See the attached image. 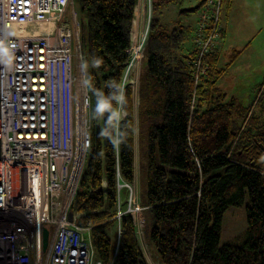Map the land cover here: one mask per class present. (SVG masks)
I'll return each mask as SVG.
<instances>
[{
	"label": "trees",
	"instance_id": "1",
	"mask_svg": "<svg viewBox=\"0 0 264 264\" xmlns=\"http://www.w3.org/2000/svg\"><path fill=\"white\" fill-rule=\"evenodd\" d=\"M183 1L152 0L151 5L138 106L145 158L140 194L143 228L160 264H264V124L257 126L252 116L242 127L238 117L246 119L249 109L234 97L224 102L226 96L217 86L223 72L217 48L206 56V71L195 81L191 61L196 48L193 41L191 50L185 51L187 27L168 29L159 18L164 6ZM203 1L180 13L195 11ZM73 2L81 20L93 114V89L108 95V84L120 79L137 0ZM223 5L224 0L221 9ZM96 59L102 61L99 68L92 66ZM131 101L128 91V112L120 127L124 136L118 144L119 169L127 181L134 177ZM204 105L208 107L202 109ZM99 119L93 118L95 127ZM116 166L115 144L96 137L73 205L85 211L81 224L92 226L96 256L103 261L109 257L111 242L100 223L116 209ZM232 206H244L247 227L236 239L222 242L224 214ZM114 264H148L129 216L122 220Z\"/></svg>",
	"mask_w": 264,
	"mask_h": 264
},
{
	"label": "built area",
	"instance_id": "2",
	"mask_svg": "<svg viewBox=\"0 0 264 264\" xmlns=\"http://www.w3.org/2000/svg\"><path fill=\"white\" fill-rule=\"evenodd\" d=\"M142 2L137 0L128 58L118 81L134 102L151 16L150 10L143 31L135 29ZM221 4L204 0L200 6L191 61L196 82L206 71V56L218 46ZM80 33L73 0H0V43L12 55L10 67L0 63V221L5 222L0 225V254L8 264H114L122 218L131 217L138 230L142 225L136 190L118 180V192L129 190L128 202L102 222L113 246L103 261L96 256L92 227L81 224L85 211L73 208L89 152L96 137L102 139L104 127V118L97 127L93 123ZM115 148L118 158V144ZM44 226L49 229L46 249Z\"/></svg>",
	"mask_w": 264,
	"mask_h": 264
},
{
	"label": "rangeland",
	"instance_id": "3",
	"mask_svg": "<svg viewBox=\"0 0 264 264\" xmlns=\"http://www.w3.org/2000/svg\"><path fill=\"white\" fill-rule=\"evenodd\" d=\"M201 0H184L180 5L178 4H169L166 5L163 9V22H167V20H171L172 12H174V17L172 18V23L186 25L188 23H193V27L190 30L189 38H193L195 34V27L200 17V8L195 11H187L184 13H180L182 9H192L198 6ZM227 0H224V5L221 9V16H223L225 9V3ZM258 3H261L259 7H250L247 10L242 11L238 8L237 15L239 19L235 20L233 26V41L239 42V39L243 37L247 28L242 24L246 22L250 15H253L256 19V25H259L260 32L255 37L252 42V49L244 48V50H239L237 47H232L223 51V69L227 66L229 69L224 70V74L219 78L217 82V86L221 92L225 94V101L229 98L234 97L237 98L238 103L242 104L244 107H247L248 115L247 118L243 120V118L238 117V123L242 127L245 125L247 119L249 117H254L257 119V126H261L264 124V0H258ZM75 8L78 11V6L75 5ZM240 10V11H239ZM169 11V12H168ZM258 13V16L255 14ZM241 17V21H240ZM149 15L144 16L141 30H144V26L146 25L147 19ZM241 22V23H240ZM253 23V22H252ZM139 20L134 23L135 28L138 27ZM166 27H170V22H167ZM234 34V35H233ZM247 49V50H245ZM244 51V52H243ZM243 53L238 60H236L237 56ZM236 61H235V60ZM234 62L232 63V61ZM232 63V64H231ZM145 61L144 56H142L138 62V83H137V100L134 102L131 101V113L133 117V125L132 128L135 127L134 134V143H135V152H134V177L136 178V192H138L139 196L143 190V174L141 173V166L145 163V158L142 156L141 146L143 142L140 140L139 136V119H138V106L140 103V76L144 71ZM207 105L202 107L206 108ZM126 112L127 109H126ZM262 147L264 149V142H262ZM126 190H121V196L125 197ZM144 211V209H143ZM142 213L143 223L142 228L138 233V240L142 251L147 259L148 264H160L159 257L157 252L150 242L148 237L144 231V212ZM4 220L0 221V225H4ZM247 227L246 219H245V208L242 207H230L224 214L223 224H222V232H221V241L227 242L233 239H236L240 236V234Z\"/></svg>",
	"mask_w": 264,
	"mask_h": 264
},
{
	"label": "crops",
	"instance_id": "4",
	"mask_svg": "<svg viewBox=\"0 0 264 264\" xmlns=\"http://www.w3.org/2000/svg\"><path fill=\"white\" fill-rule=\"evenodd\" d=\"M148 4H149V0H143V2L139 6V10L137 11L138 16L136 19V21L139 20V24H138V27L135 28L137 30L142 27V23H143L142 17L144 18V16L148 15L149 11L151 10V8ZM260 4L261 3H258V0H230V3L228 4V6H226L224 8L225 11H223L224 12L223 16H221V14H220V24H221V28L223 31V37L220 38V40L218 42V46H217V51L219 52L218 67L221 70H223L220 77L224 74V70H227L230 67V66L229 67L227 66L226 68L224 67V69H223V62H224L223 57H222L223 51H226V49L232 48V47H237V48H239V50H242V49L244 50V48H247L249 50L252 49V45H253L252 42L260 32L259 25H256L255 17L253 15H250L249 18L246 20V22H244L242 24V29L244 28L243 25H245V27L247 28L246 34L239 39V42L233 41L232 33L234 32L233 31L234 22L236 19L237 20L239 19V16L235 17V15H237L238 8H240L242 11H244L250 7H259ZM150 14H151V11H150ZM172 15H173L172 16V18H173L174 12H172ZM255 16H258V13H256ZM159 18L165 26L167 25V22H170V27H168V29H172L173 27L178 25L176 23H172V21H173L172 18H171V20H167V22H163L162 21V18H163L162 10L159 14ZM194 21L192 23H188L186 25L181 24L184 28L187 27V29H186L187 32L185 34V45H184L185 51H190L191 47L193 45V39L191 38V40H190L189 33L193 27ZM240 21H241V17H240ZM247 49H245V50H247ZM242 54L243 53H241L239 56H237L236 60H238V58ZM234 60L232 61V63L234 62Z\"/></svg>",
	"mask_w": 264,
	"mask_h": 264
},
{
	"label": "clouds",
	"instance_id": "5",
	"mask_svg": "<svg viewBox=\"0 0 264 264\" xmlns=\"http://www.w3.org/2000/svg\"><path fill=\"white\" fill-rule=\"evenodd\" d=\"M0 63L8 67L12 63L11 53L2 43H0ZM101 63V60L96 59L92 62V66L99 68ZM108 87L110 89L108 95H105L102 90L93 89V94L96 97L93 118H103L107 114L100 135L108 138L114 144H119L124 136L120 131V125L122 118L127 114L125 111L126 97L118 83L110 82ZM113 102H115V106Z\"/></svg>",
	"mask_w": 264,
	"mask_h": 264
},
{
	"label": "bare ground",
	"instance_id": "6",
	"mask_svg": "<svg viewBox=\"0 0 264 264\" xmlns=\"http://www.w3.org/2000/svg\"><path fill=\"white\" fill-rule=\"evenodd\" d=\"M145 2V1H144ZM149 5V4H148ZM137 19V18H136ZM137 30V29H136ZM118 153H119V149H118ZM115 154H116V148H115ZM116 161H117V166H116V191H117V195H116V209H115V211H114V213L110 216V217H108V218H106L105 220H107V219H109V218H111L115 213H116V211H117V206H123V205H126L127 204V202H128V196H129V190H127L126 191V195H125V197H122L121 196V190L118 192V190H117V181L118 180H120V181H123V182H126V183H128V184H131V186H132V188L133 189H135L136 190V178H133L132 180H130V181H127V180H125L123 177H122V175H121V172H120V169H119V164H118V158L116 157ZM104 184H105V179L104 178H102V186H104ZM123 190V189H122ZM118 195H119V197H120V199H121V201H119L118 203H117V197H118ZM136 195H137V199L135 200V205L136 206H138V208H139V210L137 211V217H138V220H140L139 221V223H143V218H142V211H143V209H144V207L142 206V204H141V202H140V196H139V194H138V192H136ZM137 208V207H136ZM131 218V217H130ZM104 220V221H105ZM122 220H123V218H122ZM132 220V219H131ZM133 221V220H132ZM122 223V222H121ZM133 223H134V221H133ZM101 225H103L102 224V222L100 223ZM137 223L135 224L134 223V226H135V229H136V234L138 235V233H139V230L142 228V225H141V227L139 228V230L137 229ZM92 227V226H91ZM92 229V228H91ZM103 231L105 232V234H106V230H105V226L103 225ZM107 235V234H106ZM0 236H4V233L3 232H0ZM108 236V235H107ZM109 237V236H108ZM110 238V237H109ZM121 239V238H120ZM110 242H111V240H110ZM119 244H120V242H119ZM118 248H119V246H118ZM112 249H113V246H112V242H111V249H110V252H109V255H110V253H111V251H112ZM117 251H118V249H117ZM116 255H117V253H116ZM6 255L5 254H0V264H8L7 262H6V257H5ZM109 258V257H108ZM108 260V259H107ZM116 260V259H115ZM115 260H114V263H115Z\"/></svg>",
	"mask_w": 264,
	"mask_h": 264
},
{
	"label": "water",
	"instance_id": "7",
	"mask_svg": "<svg viewBox=\"0 0 264 264\" xmlns=\"http://www.w3.org/2000/svg\"><path fill=\"white\" fill-rule=\"evenodd\" d=\"M0 207H2L1 201V132H0ZM49 244V229L44 226L42 229V245L43 249H46Z\"/></svg>",
	"mask_w": 264,
	"mask_h": 264
}]
</instances>
